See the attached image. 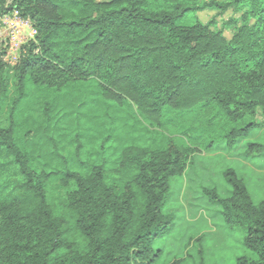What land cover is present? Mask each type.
<instances>
[{
	"label": "trees",
	"instance_id": "trees-1",
	"mask_svg": "<svg viewBox=\"0 0 264 264\" xmlns=\"http://www.w3.org/2000/svg\"><path fill=\"white\" fill-rule=\"evenodd\" d=\"M13 11L35 35L14 64L0 42V264H154L171 179L264 127V0H0ZM222 176L227 196L202 192L255 255L235 264H264V199Z\"/></svg>",
	"mask_w": 264,
	"mask_h": 264
},
{
	"label": "rangeland",
	"instance_id": "rangeland-1",
	"mask_svg": "<svg viewBox=\"0 0 264 264\" xmlns=\"http://www.w3.org/2000/svg\"><path fill=\"white\" fill-rule=\"evenodd\" d=\"M196 16L203 23L215 20L216 28H221L223 22L237 17L238 13L231 9L223 14L204 10ZM30 27L29 21L19 20L12 14L0 20V42L7 48L6 58L10 64L17 61L21 47L34 38ZM223 30L224 36L229 38L232 28ZM254 142L264 145V127L253 129L231 147L220 142L196 153L185 173L171 179L170 197L164 211L174 213L176 220L167 234L153 240L152 247L158 254L154 264H166L175 258H184L183 264H197L199 257L206 263L235 264L238 256L255 257L242 244L243 230L225 224L219 215V207L202 192L204 187H215L220 196H227L230 186L222 172L232 168L245 179L254 201L264 199V153L248 159L242 155L246 145ZM198 236L201 239L196 241ZM191 238L194 240L190 241Z\"/></svg>",
	"mask_w": 264,
	"mask_h": 264
},
{
	"label": "built area",
	"instance_id": "built-area-1",
	"mask_svg": "<svg viewBox=\"0 0 264 264\" xmlns=\"http://www.w3.org/2000/svg\"><path fill=\"white\" fill-rule=\"evenodd\" d=\"M11 14H12L13 16L17 17L19 20L21 19L16 11H13ZM5 16H6V15H5ZM30 30H31V31H30L31 35L34 36V35H35V30L32 28V26L30 27Z\"/></svg>",
	"mask_w": 264,
	"mask_h": 264
}]
</instances>
